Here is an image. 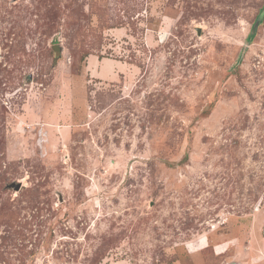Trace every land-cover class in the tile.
Segmentation results:
<instances>
[{"label":"rangeland","instance_id":"obj_1","mask_svg":"<svg viewBox=\"0 0 264 264\" xmlns=\"http://www.w3.org/2000/svg\"><path fill=\"white\" fill-rule=\"evenodd\" d=\"M0 264H264V0H0Z\"/></svg>","mask_w":264,"mask_h":264},{"label":"water","instance_id":"obj_2","mask_svg":"<svg viewBox=\"0 0 264 264\" xmlns=\"http://www.w3.org/2000/svg\"><path fill=\"white\" fill-rule=\"evenodd\" d=\"M19 188H20V184H17V185L15 186V190L17 191V190H19Z\"/></svg>","mask_w":264,"mask_h":264}]
</instances>
